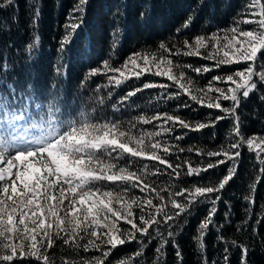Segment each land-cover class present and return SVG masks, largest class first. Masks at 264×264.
Listing matches in <instances>:
<instances>
[{
    "label": "trees",
    "instance_id": "1",
    "mask_svg": "<svg viewBox=\"0 0 264 264\" xmlns=\"http://www.w3.org/2000/svg\"><path fill=\"white\" fill-rule=\"evenodd\" d=\"M78 2L79 0H14L12 6L0 9V79H7L20 91L26 90L31 83V101L47 108L48 100L53 99L59 109L56 115L61 122L87 118L93 122H116L124 128L135 124L132 131L139 133L157 131L155 126L164 123L163 120H155L151 124H140L138 119L141 116L150 117L166 112L195 124L206 123L218 115H224L217 109L193 103L183 94L179 98H169L180 90L163 76L144 73L139 79L133 76L117 87L108 80V76L117 75L115 73L95 76H89L88 73L91 69L100 68L106 60L118 67L134 53H155L171 59L174 65L212 68V71L200 75L191 68L175 69L177 73L184 72L192 80L193 88H206L213 76H226L245 68L247 64L222 65L217 68L214 61L201 59L199 56L171 53L176 49H180L181 53L185 51L184 41L191 43L198 36L208 37L213 33L223 36L226 30L237 26L238 21L251 18V9L247 7L250 0H87L83 13L74 12ZM37 4L41 15L38 23H33ZM81 16V26L72 33L66 25L73 20L79 23ZM189 17H192L191 23L185 28V21ZM239 26L244 30L256 27L254 24ZM37 33L40 44L29 52L28 45L33 42ZM66 33H71L70 42L61 52L60 41ZM160 44H164L171 52H163ZM254 67L258 71L264 70V54ZM256 79L257 89L249 98H242L237 109L239 127L245 139L264 137V84ZM148 82L168 84L170 87L167 90L159 87L142 89L143 84ZM212 82L216 87H234ZM137 88L142 90L123 99L128 92ZM17 101L24 103V100ZM221 103L224 107L232 106L231 101ZM166 126L174 127L175 130L158 139L185 149L184 152L174 151L167 157L173 165H181L177 169L181 173L179 177H175L171 169L155 162L132 160L128 156L120 159V166H130L133 170H139L144 164H148L151 169L164 168L162 175L146 179L157 187L172 185L173 192L181 188L218 183L233 164L236 165L237 173L219 193L221 200L215 205L217 212L213 217L214 225L210 226L204 237L203 251L198 247V225L213 207L210 200L201 198L203 202L190 206L189 211L176 220L168 225L161 224L160 231L165 237L169 230L176 233L174 240L182 253L178 262L176 249L170 241L165 248L164 264H224L226 247L230 249L228 255L231 264H240V249L231 247L232 240L248 248V264H264V164H260L257 158L258 150L250 151L246 144H242L238 149L241 155L237 160H230L198 176H188V163L193 167H203L209 161L223 159L198 156L196 150H219L221 146L235 142L238 137L232 134L233 117L228 116L214 127L200 131H190L171 124ZM176 136L183 139L176 140ZM188 148H193V151L188 152ZM261 157H264V153H261ZM97 186L104 190L122 189L120 185L107 183ZM129 195L144 198V193L139 189H130ZM161 195L167 199V193ZM214 195L216 194H212L213 197ZM246 196L250 197L252 203L245 199ZM175 198L184 202L183 197ZM166 211L172 213L175 210L169 206ZM134 212L136 217L140 215L138 208ZM158 219L162 220V217ZM119 226L122 229L130 228L122 221ZM150 232L149 237H139L137 234V241L118 246L107 258L106 264H121L124 260H130L132 264H150L156 258L155 249L159 243L155 229H150ZM217 237H223V240ZM57 245L50 250L55 264H60L62 258L81 260L101 255L96 251L72 252L59 241ZM140 248L144 249V255L136 257L135 253ZM12 264L38 262L33 258L14 260Z\"/></svg>",
    "mask_w": 264,
    "mask_h": 264
},
{
    "label": "snow or ice",
    "instance_id": "2",
    "mask_svg": "<svg viewBox=\"0 0 264 264\" xmlns=\"http://www.w3.org/2000/svg\"><path fill=\"white\" fill-rule=\"evenodd\" d=\"M13 3L14 0H0V9L10 7ZM86 4L87 0H79L74 12L83 13ZM247 7L251 9V18L238 21L237 26L226 30L223 36L216 33L208 37L198 36L191 43L184 41L186 50L182 53L180 49L171 53L199 56L201 59L214 61L217 68L222 65L247 64L245 68L226 76L212 77V81L234 87H216L210 81L206 88H193L192 80L184 72L177 73L175 69L191 68L200 75L212 71V68L174 65L171 59L155 53H134L118 67L106 60L100 68L91 69L88 73L89 76L115 73L117 75L108 76V80L117 87L133 76L139 79L144 73L166 77L180 90L169 98H179L183 94L201 107L224 113L206 123L192 124L178 115L166 112L139 117L140 124H151L155 120L164 122L155 126L157 131L139 133L132 131L135 124L124 128L116 122H93L87 118L58 122L56 114L59 109L53 99L48 100L46 118L40 123H33L27 116V106L20 107L17 104V100L33 99L30 91L33 85L29 83L26 90L20 91L7 79H0V93H3L0 95V264L33 258L38 264H55L50 250L58 246V241L72 252L82 250L101 253L91 259L62 258L60 264H106L107 258L118 246L137 241L138 235L149 237L150 229L153 228L159 237V243L155 249L156 258L150 264H164L165 248L170 241L176 249L175 255L179 262L182 253L174 240L176 233L169 230L165 237L160 226L176 220L188 212L190 206L210 200L213 207L198 225V247L203 251L204 237L210 226L214 225L213 217L217 212L215 205L221 200L219 193L236 175V165L229 167L227 174L218 183L181 188L175 192L171 191L172 185L157 187L146 178L162 175L164 168L171 169L175 177L181 175L177 171L181 165H173L167 157L174 151L184 152L185 149L158 139L175 130L166 125L200 131L214 127L228 116L233 117L232 134L238 139L227 146H221L219 150H196L198 156L223 159L209 161L203 167H193L188 163L186 175L198 176L230 160H237L241 155L238 149L242 144H246L250 151L258 150L257 158L260 164H264V157H261V153H264V137L245 139L237 116L242 98H249L257 89L256 78L259 83L264 84V70L258 71L254 67L264 54V0H250ZM40 15L41 9L37 4L33 23H38ZM79 20V23L73 20L66 28L74 33L83 22L82 16ZM191 20L192 17H189L185 21V28L189 27ZM240 24H254L256 27L244 30ZM70 36L71 33H66L60 41L61 52L70 42ZM39 44L40 37L37 33L33 42L28 45V51L31 52ZM159 47L163 52H171L164 44ZM202 49L205 51H201ZM157 87L167 90L170 85L148 82L143 84L142 89ZM142 89L128 92L123 99L136 95ZM221 101H231L232 106L224 107ZM175 139L181 140L183 137L176 136ZM187 151L192 152L193 148H188ZM124 156L132 160L155 162L164 168L151 169L148 164H144L139 170H133L130 166H120L119 161ZM103 183L120 185L122 189L104 190L97 186ZM130 189H139L144 193V198L129 195ZM161 193H167V199ZM212 194L216 195L213 197ZM175 197H183L184 202ZM245 199L252 203L250 197L246 196ZM154 200L157 202L154 203ZM169 206L175 211H166ZM137 208L140 211L138 217L134 212ZM158 217H162V220ZM121 221L130 228L122 229L119 226ZM217 239L223 240V237ZM231 247L240 249V264H248V248L235 240L231 241ZM229 251L228 247L224 249V264H231ZM143 255V248L135 253L136 257ZM121 264H132V261L124 260Z\"/></svg>",
    "mask_w": 264,
    "mask_h": 264
},
{
    "label": "rangeland",
    "instance_id": "3",
    "mask_svg": "<svg viewBox=\"0 0 264 264\" xmlns=\"http://www.w3.org/2000/svg\"><path fill=\"white\" fill-rule=\"evenodd\" d=\"M17 104L20 107H23L25 105L27 106V108H28L27 116L29 117V119L33 123H40V122H42V120L44 118H46L47 108L42 107L41 105H39V107H37L38 104L33 103L31 100L24 101L23 104L19 103V102ZM58 122H61V121L58 119Z\"/></svg>",
    "mask_w": 264,
    "mask_h": 264
}]
</instances>
